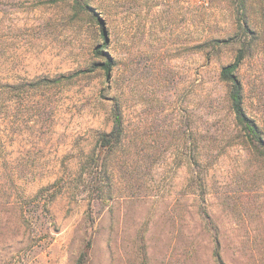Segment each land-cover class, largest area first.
I'll list each match as a JSON object with an SVG mask.
<instances>
[{
    "label": "rangeland",
    "instance_id": "1",
    "mask_svg": "<svg viewBox=\"0 0 264 264\" xmlns=\"http://www.w3.org/2000/svg\"><path fill=\"white\" fill-rule=\"evenodd\" d=\"M239 3L0 0V264H76L87 243L86 264H217L215 239L223 264H264V162L219 79ZM246 7L237 76L264 133V0ZM112 100L121 143L98 156Z\"/></svg>",
    "mask_w": 264,
    "mask_h": 264
},
{
    "label": "trees",
    "instance_id": "2",
    "mask_svg": "<svg viewBox=\"0 0 264 264\" xmlns=\"http://www.w3.org/2000/svg\"><path fill=\"white\" fill-rule=\"evenodd\" d=\"M246 5L247 0H240V3L238 4L239 7L237 9V15L239 16H237L238 19H236L237 25L242 30V35L244 38L243 40H241V38H238L239 41H241L240 48L237 50L233 61L221 67L219 71V79L221 82L225 83L228 88L227 101L229 104L230 112L233 116L235 128L241 134L242 138L245 141V144L250 149L254 150L264 162V133L262 129L258 126V124L249 116H247L244 110L243 86L237 76V71L240 65L242 64L243 60L247 57L248 51L251 48L253 41H255L254 34L249 28ZM75 7L92 17L94 22L101 28L100 31L103 43L101 47H96L94 49V53L97 57L102 59V62L98 65V67L103 71L105 77L108 78L112 70V60L108 53L104 51L107 46V37L106 32L104 30L103 22L99 18L95 10L87 4L76 3ZM10 88L11 86L8 83L0 85V96L3 95L6 90H9ZM3 106L4 113L7 116L10 111V108L5 102L3 103ZM19 106L22 111L28 110L24 101H22ZM110 120V131L101 133L97 138L98 156H101L102 154L111 151L113 148H115L121 143V138L123 134V120L120 104L116 100H112L111 102ZM89 247V243H87L84 247V250L78 256L76 264H86L88 260ZM213 257L217 264H223V261L219 254V246L216 239L213 249Z\"/></svg>",
    "mask_w": 264,
    "mask_h": 264
}]
</instances>
